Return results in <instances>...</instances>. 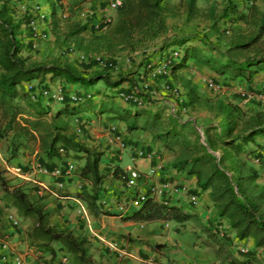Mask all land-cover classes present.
Masks as SVG:
<instances>
[{
  "label": "trees",
  "instance_id": "obj_1",
  "mask_svg": "<svg viewBox=\"0 0 264 264\" xmlns=\"http://www.w3.org/2000/svg\"><path fill=\"white\" fill-rule=\"evenodd\" d=\"M45 1L50 9V27L55 35L62 33L64 40L68 44L72 43L79 51L101 53L109 57L122 51L132 53L145 50L149 43L166 32L165 18L171 12L164 5V0H121L108 30L104 34H93L86 38L83 36L87 29L86 23L73 22L67 26L65 33L61 32L55 0ZM196 1L185 2L187 20L200 16ZM208 16L214 22L213 28L217 35L223 32H220L216 17L243 23L247 30L236 31L232 35L235 40L231 38L233 42L224 59L212 56L209 51L206 54L197 46H185L188 40L183 37L164 39L158 48L159 63L172 48H180L182 56L177 61L170 62L168 75L161 74L154 80L163 82L172 89L177 85L182 93L180 98L175 96L174 100L181 107L198 108L221 118L217 125L219 131L213 134L209 132L210 129L204 131L203 145L197 139L189 138L186 124L174 120L173 115L166 122L162 109L138 107L137 101L133 100L127 102L133 107L127 110L112 98H101L98 102L85 99L74 106L66 98L64 105L49 118L45 116L47 111L40 97L34 101L35 104L21 106L17 102L19 98H23L20 87L33 84L34 81L40 86L47 76L59 78L64 87L70 84L84 88L94 86L105 77L98 74L86 76L78 67L67 63V60L63 63H29L28 58L21 55L22 44L18 39L21 35L20 23L12 16L10 0H0V152L8 164L17 158L21 149L32 152L34 145H38L39 150L49 159L60 157L59 148H63L67 154H82L80 157L84 158V164L79 170L80 178L89 189H85L79 197L90 211H95L104 181V176L99 171L104 154L81 142L67 118L94 109L98 116L109 115L111 120L124 123L129 132L142 130L154 134L155 140L161 142L166 149L179 147L172 168L184 171L187 175H195L198 186L204 191L209 190L210 199L218 214L216 217L225 219L239 239H251L255 248L253 252L260 250L263 253V260L254 256L240 261L229 250L228 238H220L216 240L214 247L220 264H264V187L257 184V170L248 166L247 161L241 157L247 145L254 143L257 137H264V110L248 114L238 104L227 101V98L207 96L185 74L190 62L195 61L216 73L225 82L242 80L251 84L258 73L264 72V11L255 5H251L246 11H239L235 5L228 3L219 15L212 8ZM203 43L204 46L207 45V42ZM233 53L238 57L243 54L244 57L237 60L233 58ZM146 64L150 65V62L146 61ZM124 81L120 78L109 86L117 88ZM28 92L27 89V95ZM145 97L148 100L149 95L146 94ZM141 103L143 104L142 101ZM30 111H34L31 118L26 115ZM144 149L150 151L148 146ZM214 151L220 152L219 157L213 154ZM225 162L227 168L223 167ZM113 175L121 179L126 177V172L116 168ZM0 193L10 207L30 221L26 237L31 245L42 249L53 260L56 259L53 244H58L73 264H94L89 254L88 238L77 236L69 228L53 223L44 204L32 199L22 186L12 185L5 177L1 162ZM146 194L149 195L148 192ZM3 214L4 211L0 208V220ZM124 220L134 223L198 222L195 216L184 212L180 207L165 205L151 197H147L141 207ZM215 220L207 229L203 226L209 234ZM211 234L212 238H216L214 232Z\"/></svg>",
  "mask_w": 264,
  "mask_h": 264
},
{
  "label": "crops",
  "instance_id": "obj_2",
  "mask_svg": "<svg viewBox=\"0 0 264 264\" xmlns=\"http://www.w3.org/2000/svg\"><path fill=\"white\" fill-rule=\"evenodd\" d=\"M185 2L186 0H164V5L171 9L170 14L165 18L166 32L153 42L160 43L169 36H176L177 38L182 36L188 40L185 46H197L204 50L205 46L203 41L206 42V39H214L216 42L218 41L216 40L217 33L213 28L214 22L208 16L210 9L214 8L215 14L219 15L222 9H224L228 3H231L232 5H235L239 11H244L245 8L249 7L251 4L256 5L260 10L264 11V0H197L196 8L199 10L200 16L187 20L184 10ZM84 5L88 7L89 11L86 12V17L84 18V23L87 24V29L83 33V36L90 38L93 34H104L108 28L109 23L107 22L112 21L115 18V10L109 9L105 0H86ZM216 19L219 27L222 26L225 28L227 26L225 22H227L228 18L220 19L216 17ZM220 21H222V25H219ZM96 25H98L100 29H96ZM243 26L244 24L240 22L233 23V27H237L240 30L244 29ZM205 53L207 54V51H205ZM212 56L214 55L212 54ZM190 63L193 66L196 65L197 67H203L195 61ZM203 69L208 70L204 67ZM49 77L50 76H47L45 78L44 83L49 81ZM51 79L52 81H61L59 78L51 77ZM258 84L260 85L258 87H264V72L258 73L251 84L242 80H237L230 85H239L242 87V90H245L249 87L253 88ZM65 87L66 90L71 93H82L83 90L87 91L88 89L80 85L70 84H66ZM118 105L127 110L133 108L130 104ZM240 105L250 114L264 110V105ZM60 108V106L51 109L44 107L48 113V117L46 118L51 117V115L55 114ZM93 110H88L79 115L67 118L70 124L74 127L81 126L85 128V130L88 128V133H94L95 136L89 134V138L87 137L86 140H83L85 143H101L103 148L107 149V153L105 152L99 165L100 174L104 176L102 193L95 204V211H90L87 208L89 217L91 218V230L87 228V224H85V220L79 213L74 202V199H80L85 204L78 195L81 191L86 189L85 187H87L86 183L80 178V171H77L66 181V187L63 191L66 192V195L63 199H57L53 196H45L42 199L41 203L44 204L46 210L50 215H54L58 219L57 221L59 222H56V224H63L64 227L72 230L75 235L76 231L73 230L74 228L77 232H79V229L82 230L80 232L85 230V234L89 235L88 239L91 240L92 237L93 241L98 244V246H102V244L108 246L110 241L116 243L118 245L116 251H107L111 256L110 264H217L211 257V248L204 242L202 243L205 235V233H200L202 227L196 226V223L198 225V223L201 222L208 228V225L212 224L211 218L214 220L215 217L218 216L210 199L209 190L204 191L198 186L195 175H187L184 171H176L172 168L171 164L168 166L169 164L165 158L167 149L161 142L156 140L153 141L152 134L142 130L129 132L124 123L117 120H111L108 117L109 115L98 116L95 114L96 110ZM32 113H34V111L27 113V117L31 118L32 115L34 116ZM220 119L221 118L218 120V124L221 121ZM85 123L89 126L86 127L84 125ZM119 125L121 128L125 127L124 129H126L124 131L126 133L125 136L128 146H132V143L140 141L146 142V146L150 148L151 152H154V158L134 159V167L128 166L122 168L120 162L122 159V153L125 150L119 152L115 144H110V137L112 136L111 127H117ZM88 133L86 131L84 132L85 135ZM259 146H264V137H257L254 143L247 145L245 153L241 157L247 161L248 166L257 170L259 174L257 184L264 187V166L258 165L252 161L255 149ZM130 155L132 159L131 152ZM80 160L81 165H79V168L83 166L84 158H81ZM12 163L21 165L27 170L26 172L30 173L26 180L30 183H25L29 185L22 186V188L32 197V199L36 200L35 195L33 196L35 182L41 181L45 184L53 185L54 181L49 176H34L30 170H33V168L38 165L48 166L49 163H59V161L47 158V156L37 148L32 152H29L27 149H21L17 158ZM61 163L64 164L63 161ZM158 165L162 167L161 173L167 175H164L166 178L172 179L173 175L176 173L178 177L182 179L183 184L188 188L189 193L197 195L199 198L198 207L192 210L190 209L187 213L195 216V218L198 219V222L188 221L185 223H176L173 221H156L151 223H134L124 220L125 217L131 215L141 207V204L136 199V194L147 193L150 186L159 185L160 181H157L155 178H145L133 193V191L127 188L123 179L114 177V170L119 168L120 170H123V172H127L130 168H133L146 174L150 167ZM171 176L172 178H169ZM30 187H33V189H30ZM170 203L173 205H179L184 212L187 211L186 209L188 206L185 204L186 202L182 197L174 198L173 200H170ZM60 206H64L62 211L60 210ZM58 212L60 214H57ZM16 213L18 212L16 211ZM25 221L26 223L23 224L21 229H13L9 224L0 221V249L2 242L7 240L10 243V246L12 248L14 247L13 249L17 252H22L27 256L29 264H38L37 258L34 256L35 254L33 255V251L35 252L36 249L31 246L26 237L28 220L25 219ZM247 243L251 246L252 250L255 251L252 240L249 239ZM56 245H54V247H59L58 244ZM105 246L102 247L106 249ZM62 255L63 258H67L68 256L63 250ZM61 263H63V261ZM52 264H60L59 257L53 259Z\"/></svg>",
  "mask_w": 264,
  "mask_h": 264
},
{
  "label": "rangeland",
  "instance_id": "obj_3",
  "mask_svg": "<svg viewBox=\"0 0 264 264\" xmlns=\"http://www.w3.org/2000/svg\"><path fill=\"white\" fill-rule=\"evenodd\" d=\"M23 2L26 6V9L24 12L17 13L15 9L14 10L12 9V16H13L14 20L16 22L20 23L21 35L18 36V39L20 40V42L22 44L21 55L24 58H28L29 63H36V64L46 63V64H48L52 61H58V62H62V63L65 62L66 59L62 56L61 52L68 45V41L64 40L65 37L62 33L59 36L55 35L50 26L46 27L47 33H48V39L46 41L42 42L40 44V46L38 48H35V49H33L31 47V44H30V29L28 27V23L30 22V20L33 16V14L31 13V10L34 6H40L42 8L41 12H43L45 14L46 21L49 22L50 21V9H49L46 1L45 0H41V1L40 0L39 1L38 0H23ZM55 2H56L57 12H58V17L60 19V28H62L61 32L65 33L67 26H69L73 22H80L82 24L84 23V19H81L79 14L82 12L86 13L87 11H89L88 7H86L84 5L86 0H55ZM251 5H254V4H251ZM247 9H248V7L245 8L244 11H246ZM231 20L232 19H229V18L227 19L228 23L225 22V24H227V26L225 28H223L222 26L219 27V29L221 30L220 32H223V34L218 33L217 39H216V40H218L217 42L214 39H212V40L206 39L207 45L205 44L206 47H204V50L209 51L218 59H220V58L224 59L225 58V55L227 54V50H228L229 46L232 45V42L235 40V39L233 40L232 35L234 33H236V31H246L247 30V27L245 25L243 26L244 29H242V30L238 29L237 27H233V23H235V22H233V21L230 22ZM222 24H223L222 21H220L219 25H222ZM48 28H50V29H48ZM172 29H173V27H172ZM107 30H108V28H107ZM227 30L230 31V34H226ZM172 38L173 37H171V36L166 37V39H168V40H171ZM231 38L233 41L231 40ZM160 45H161V42L160 43L159 42H151L148 44V47L145 50L143 49L144 51L143 50H137V51L132 52V53H128L127 51H122L121 53L116 54L113 57L103 55L106 60L114 62L117 65L116 70H103L94 62H90L86 65H78L80 71L83 74H85L86 76H92V75L98 74V75H103L105 77L104 80L99 81L94 86L89 87L87 89V91L83 90L82 93L92 92L91 94H93V96H100L103 100H108V99L112 98L114 100V102H116L118 104H129L126 101H124L118 97L119 92L132 94L135 98H137L138 101L143 102V106H147L148 108L152 107V109H155V110L156 109H162L163 113H164L163 114L164 121L168 122L169 119L171 118V116L173 115L172 117H174V120L181 121V123H185L186 124V132L188 131L189 138H191L192 140L197 139L201 144L205 145L204 135H203L204 131H206V129H210L209 132L211 134L219 131V129L217 127L218 122H219L218 121L219 118L214 117L212 114L206 112L205 110H201L198 108H191V107H189V108L188 107H181L179 105V103L176 100H174L175 94L171 92L172 88H168L166 86V84H164L163 82H160V81L154 82V80H148V77H147L148 71L147 70H150L151 68H156L159 64L160 54L158 53V48ZM232 56H233V58H235L237 60H242V58L244 57L243 54L239 55V57H238L234 53ZM69 59H70V57H69ZM146 61L150 62L151 68H148ZM185 74L187 77L191 78L194 82H196L197 84H200V86H202V87H203L202 79H204V77H206V76H211V72L209 70H205V69H203V67H200V66L199 67H197L196 65L193 66L191 63L189 65V67L185 70ZM120 78H122L125 81L123 83H121L119 85V87L113 88V87L109 86L110 83L112 84L113 82L119 80ZM33 84H38V83H37V81H34ZM43 84L49 85V86H55V85L61 84V81H59V80L52 81L51 77H49V81L47 83H43ZM40 85H42V84H40ZM27 86L28 85L25 84L24 87H20L23 98L22 97L19 98L17 100V102L21 106H26L25 104H35L34 101H30L27 97L28 96L27 95ZM175 86L177 87V85H175ZM258 86H260V85L258 84L256 86H254L253 88L249 87L248 89H245V90H242V87L239 85L232 86V89H231L232 92L225 98H227V101L231 100L232 103L238 104L239 106H241L240 104H247V105L248 104H253V105L256 104V105L262 106V104L256 103L254 100H252L250 98L248 99V96H247L249 93L252 92V90L253 91L257 90ZM256 87H257V89H256ZM201 92L205 93V89H202ZM146 94L149 95L148 100L145 97ZM171 96H173V98H171ZM177 97L180 98V95ZM171 105H174L175 109L173 111H172ZM241 108L243 111L248 113V111H246L245 108H243L242 106H241ZM248 114H250V113H248ZM26 115H28V114L26 113ZM45 116L48 117V113ZM84 125L86 127L89 126L87 123H85ZM71 126H72L74 131H77V136H78V139L80 138V141L86 140V138L87 137L89 138L90 135L95 136L94 133H91V134L88 133V130H89L88 128L85 130V128H83L81 126L80 127L79 126L74 127L73 125H71ZM124 128L125 127L121 128L119 125L116 127V130H118L121 134H123L125 136L126 133L124 130H126V129H124ZM85 131L88 134L85 135L84 134ZM152 136H153V141H154L155 140L154 134ZM125 138H126V136H125ZM84 144H86L90 147L96 148L97 151L102 152L103 154H105V152L107 153V149L106 148L104 149L103 145L101 143L91 144L90 142H88V143L84 142ZM132 144L134 146L138 145V146L146 147V142H143V141L132 143ZM37 148H38V145H34L32 151H35ZM178 148L179 147H177V146H175L173 149L167 148L165 158L167 159V162L169 164L168 166H170V164L172 165L171 162L174 161L175 157L179 153ZM38 150H39V148H38ZM213 154L215 156L219 157L220 152L214 151ZM71 156H72V158H73L72 160L75 162L76 166L81 165L80 159L82 157H80V156H82V154L78 155L79 156L78 157L77 155L72 153ZM0 162L2 163V165L6 164V162L4 161V156H3L2 152H0ZM120 166L122 168H126L128 166L134 167V162L131 159V155H130L129 150L123 151ZM223 167L227 168L226 162H225ZM31 171L32 170H30V172ZM127 172H129V170H127ZM5 177L11 181L12 185H16V186L17 185L28 186L29 184H25V183H30L29 181L14 177L12 175L11 176H5ZM170 178H172V176ZM172 180H174V181L177 180V182L179 184L183 183L182 179L180 177H178V175L176 173L173 175ZM85 188L89 189L88 187H85ZM30 189H33V187H30ZM82 192L83 191H81L79 194H82ZM61 195L64 197L66 195V192H61ZM3 198H4L3 195L0 193V208L3 209L4 213L6 211H12V212L16 213V211L12 207H10L4 201ZM62 208H64V206H60L61 211H62ZM69 209H72V208H69ZM57 214H60V213L58 212ZM16 216L22 220L21 223L23 226V224L26 223L25 219L22 218L18 213H16ZM50 217L53 220L52 221L53 223L56 224V222H59V221H57L58 219L54 215H50ZM1 220H3V218H1ZM90 220H91V218H90ZM211 221H212V223L214 222V220L212 218H211ZM85 224H86V222H85ZM57 225L64 227V225L61 223H58ZM29 226H30V221L28 220V227ZM196 226L202 227L201 228L202 230H200V233H205V235L203 237L204 241L202 240V243L204 242L206 245H208L211 248V252H212L211 257L213 258V260L217 264H220L219 256L216 254L215 248H214L216 240H220V238L218 236H216V238L215 237L212 238L213 234H211L213 232V227L215 225H213L212 232H210V234L205 231L207 229V227H205L201 222H199L198 225L196 223ZM203 226L206 229H203ZM73 230L76 231L77 236H85L87 238L89 237L88 234L87 235L85 234V230H83V232H80L82 230L79 229L80 233L77 232V230L75 228ZM110 243H114V242L110 241ZM54 245H56V244H53V248L57 251L56 259H57V257H59L60 264H73L71 262V259L69 256H67V260L65 263H61V261H62L61 258H63L62 250L60 249V247H54ZM102 246H105V245L102 244ZM102 246H98V244H96L93 241L92 237H91V240H89V254L93 258L94 264H110L111 256H110V254H108L109 252H107L108 250L110 251V249L108 248V246H105L106 249H104ZM39 250L43 254L39 259L45 258V259L50 260V258H51L50 255L44 253L42 249H39ZM21 254H23V253H21ZM254 256L257 259L263 260V253L260 250L257 252H253V250L250 249V253L246 257L240 256V255H233V257H235L236 259H238L240 261L250 259L251 257H254Z\"/></svg>",
  "mask_w": 264,
  "mask_h": 264
},
{
  "label": "built area",
  "instance_id": "obj_4",
  "mask_svg": "<svg viewBox=\"0 0 264 264\" xmlns=\"http://www.w3.org/2000/svg\"><path fill=\"white\" fill-rule=\"evenodd\" d=\"M105 2L107 7L111 10H116V8L121 5V0H105ZM10 3L12 5V9H15L17 13H22L26 9L23 0H10ZM31 13L33 16L28 23V27L30 29V44L31 47L35 49L38 48L42 42L48 39L46 27H48L49 23L46 21L45 14L41 12V8L39 6H34L31 10ZM79 16L81 19H84L86 17V13L82 12L79 14ZM110 22L111 21H108L107 23ZM95 28L100 29L98 25H96ZM226 33L228 34L229 32L227 31ZM61 54L67 60V63L76 67H78V65H86L90 62H94L103 70L117 69V65L114 62L106 60L103 54L84 53L77 50L72 43L68 44L64 50H62ZM181 56L182 50L180 48L176 47L174 49H170L167 56L162 58L161 62L156 68H151V66L148 65V68H151L150 70H147L148 80H155L161 74L168 75V67L170 62L175 60L177 61L181 58ZM202 83L203 87L198 84L200 86V90L202 91V89H205V94L210 97L225 98L232 92V86L230 85L232 82H225L215 73H213L211 76L204 77V79H202ZM27 89L29 90L28 96L31 101H36L37 98L40 97L44 101L43 105L50 109L56 106H63L66 98L73 106L82 103L85 101V99H92L95 102H98L101 99L100 96H93L91 93L79 95L77 93L68 92L62 84L55 86H49L45 84L38 86L37 84H29ZM171 92L174 93L175 96H179L182 93L179 87H174ZM247 96L248 99L250 98L256 103L264 104V89L262 87H258V89L254 91L252 90V92ZM118 97L126 102L130 100L137 101L138 107H144L141 101H138L130 94L119 92ZM171 107L173 111L175 109L174 105H171ZM111 130L112 137L110 138V144H115L119 151L129 149L133 157V162L135 161L134 159L154 158V152H147L143 146H128L125 136L116 130L115 126H112ZM58 151L60 157L54 159L58 160L59 163H49L48 166L38 165L31 171L32 175L49 176L54 181L53 185H48L41 181L35 182L34 195L38 199L45 196H53L57 199H63L61 192L65 190L66 181L78 171V167L76 166L75 162L67 155L66 151L63 148H59ZM62 161L64 164L61 163ZM253 161L256 164L264 166V146L256 149ZM5 171L8 175L25 180H27V176L30 174L29 172H24L23 168L18 165H8L5 167ZM161 171L162 167L159 165L150 167L146 174L136 169L130 168L126 177L123 179L125 180L127 188L133 191V193L145 178H155L157 181H160L159 185L149 187V195L146 193L136 194V199L141 205L147 199V197H151L165 205H171L170 200L182 197L186 202L185 204L188 206L186 212H188L190 209L192 210L197 208L199 205V198L194 194H190L188 188L183 183L179 184L177 180L174 181L172 179L166 178L164 176L166 174L161 173ZM74 202L79 213L85 220L87 228L91 230V220L89 218L86 205L80 199H74ZM174 206L179 207V205ZM3 219L14 229H19L22 227L21 220L16 216L15 213L11 211H6L4 213ZM214 225L215 228L213 229V232L216 234V236L221 239L223 238V240L228 238L229 249L231 252L242 256H245L250 252V246L248 245L247 241L239 239L236 234L231 231L225 219L216 217ZM13 248L10 246V243L7 240L2 242L0 249V264H29L27 256L21 254V252H17ZM108 248L112 251H116L118 249V245L116 243H109ZM34 254L33 255L36 256L38 264H51V261L48 259H39L42 256L41 252L35 251ZM66 260V258H62L63 263L66 262Z\"/></svg>",
  "mask_w": 264,
  "mask_h": 264
},
{
  "label": "clouds",
  "instance_id": "obj_5",
  "mask_svg": "<svg viewBox=\"0 0 264 264\" xmlns=\"http://www.w3.org/2000/svg\"><path fill=\"white\" fill-rule=\"evenodd\" d=\"M40 7V6H39ZM41 8V7H40ZM42 9V8H41ZM49 23V25L48 26H50V21L48 22ZM111 23V22H110ZM109 23V24H110ZM109 24H108V26H109ZM229 33L228 34H230V31L229 30H227ZM226 31V32H227ZM227 34V33H226ZM214 72L212 71L211 72V75L213 74ZM216 74V73H215ZM62 84V83H61ZM63 85V84H62ZM263 88V87H262ZM66 89V88H65ZM264 89V88H263ZM69 92V91H68ZM77 94H79V95H82V93H77ZM85 94V93H84ZM95 102V101H94ZM263 105V104H262ZM45 107V106H44ZM60 107H62V106H60ZM46 108V107H45ZM47 109H49V108H47ZM72 127V126H71ZM73 129V128H72ZM76 133H77V131H75ZM263 147V146H262ZM257 149V148H256ZM256 149H255V152H256ZM71 154L72 153H69V154H67L71 159H73L72 158V156H71ZM255 155V154H254ZM254 155H253V157H254ZM253 157H252V161H253ZM54 159V158H53ZM254 162V161H253ZM8 165H18V166H21V165H19V164H16V163H10V164H8V163H6L5 165H3V168H4V170H5V167L6 166H8ZM259 165V164H258ZM22 167V166H21ZM78 167V171L80 170V168H79V166H77ZM23 168V170L25 169L24 167H22ZM133 169V168H132ZM24 172H26V170H24ZM127 173L128 172H126V175H127ZM74 175V174H73ZM5 176H11V175H8V174H6V171H5ZM15 177V176H14ZM121 179H123V178H121ZM124 180V179H123ZM125 181V180H124ZM35 189V188H34ZM33 196H34V193H33ZM36 198V197H35ZM44 198V197H43ZM43 198H40V199H38V198H36V200H38V201H40V202H42V199ZM171 204V203H170ZM171 205H173V204H171ZM87 207V206H86ZM88 208V207H87ZM12 212V211H11ZM14 213V212H13ZM16 214V213H15ZM3 216H4V214H3ZM3 218V217H2ZM20 219V218H19ZM21 220V219H20ZM3 223H5V224H7L6 222H5V220L3 219V220H1ZM22 221V220H21ZM228 224V223H227ZM10 226V225H9ZM22 228V227H21ZM21 228H19V229H21ZM14 229V228H13ZM233 233H235L233 230H231ZM249 239H246V241H248ZM31 244V243H30ZM228 245H229V243H228ZM33 248H35L36 249V251H39L40 252V248H38V247H36V246H34V245H31ZM250 246V245H249ZM250 249H252L251 248V246H250ZM230 250V249H229ZM22 253V252H21ZM250 253V252H249ZM248 253V254H249ZM33 254H34V251H33ZM247 254V255H248ZM43 255V254H42ZM232 255H236V254H234L233 252H232ZM247 255H245V256H247ZM240 256H242V255H240ZM51 257V256H50ZM67 259V258H66ZM50 261H51V264H52V258H50ZM62 262V261H61Z\"/></svg>",
  "mask_w": 264,
  "mask_h": 264
}]
</instances>
